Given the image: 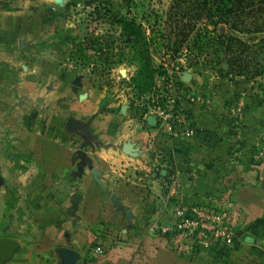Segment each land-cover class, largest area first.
Here are the masks:
<instances>
[{
  "label": "crops",
  "instance_id": "1",
  "mask_svg": "<svg viewBox=\"0 0 264 264\" xmlns=\"http://www.w3.org/2000/svg\"><path fill=\"white\" fill-rule=\"evenodd\" d=\"M2 1L18 3L0 9V237L18 244L3 264H65L62 248L76 253L70 264H264V101L244 94L238 139L215 99L185 108L193 136H169L73 66L57 3ZM226 185L242 225L223 254L189 260L149 231Z\"/></svg>",
  "mask_w": 264,
  "mask_h": 264
},
{
  "label": "rangeland",
  "instance_id": "2",
  "mask_svg": "<svg viewBox=\"0 0 264 264\" xmlns=\"http://www.w3.org/2000/svg\"><path fill=\"white\" fill-rule=\"evenodd\" d=\"M51 1L59 5L55 12L56 16L67 20V24H69L65 25L64 31L56 30V33L58 36L69 39L67 50L73 66L83 67L92 83L103 85L105 83L107 89H113V92H115L114 85L116 87L118 83L124 81L126 87H130L127 91L125 90V96H128L127 101L134 108H138L140 103L148 100L151 92L160 94L165 100L173 99L175 105L181 101L184 110L191 104L212 108L211 100L215 99L223 102L226 106L229 122L234 128V132H243L244 96L256 97L254 92L257 91L259 98L264 101V89L261 91L253 89L252 91L248 83L242 79L247 83L243 93L241 89H238L239 78H225L206 64V55L210 52V48L206 45L209 33L204 32V29L212 30L213 28L207 18H203L201 22L194 25L192 33H190L193 39L189 40L188 45L184 41L177 50H175V46H167V42L163 38L156 37L152 41L148 47V55L154 74L147 91L137 90L131 79L138 69L139 63L137 60L131 59V44L128 41L129 38L122 31L121 24L124 21H134L140 27L143 37L145 36L147 40L151 41L155 31L161 30L167 33L173 27L174 24L166 21L168 14L173 12L171 9L172 0ZM17 5L16 1L8 3L10 8ZM181 23L187 24L184 21ZM184 28L186 31L188 27ZM198 29L200 33H197ZM216 32L218 34L226 33V25L218 24ZM237 35L247 41L255 39L252 35ZM197 40H199L198 43ZM171 70H175V72ZM185 73L191 74L188 81L183 79ZM94 77L96 79H93ZM170 79L178 85L176 89L173 88L174 82H171ZM261 84L264 86V81ZM119 88L121 89V86ZM119 91L116 87L117 94ZM237 102H242L243 112L242 118L235 120L232 106ZM5 224L11 225L14 222L7 218ZM7 235L17 237L14 233Z\"/></svg>",
  "mask_w": 264,
  "mask_h": 264
},
{
  "label": "trees",
  "instance_id": "3",
  "mask_svg": "<svg viewBox=\"0 0 264 264\" xmlns=\"http://www.w3.org/2000/svg\"><path fill=\"white\" fill-rule=\"evenodd\" d=\"M0 9L11 8L8 2L0 0ZM171 9L173 12L168 14L166 21L174 24L173 27L167 33L155 31L149 42L134 21L121 24L131 44V59L139 63L131 79L138 91H147L154 74L148 55L152 41L156 37L163 38L167 46H175L177 50L184 41L188 45L189 40L193 39L190 36L192 28L203 18H207L213 27L212 30L204 29L209 33L206 42L210 48L206 55L209 68L225 78L244 79L252 91L264 89L261 84L264 81V0H172ZM182 21L187 24L183 25ZM218 24H225L227 32L218 34ZM184 27H188L186 31ZM197 33H200L199 29ZM237 34L252 35L255 39L247 41ZM254 94L259 97L257 91Z\"/></svg>",
  "mask_w": 264,
  "mask_h": 264
},
{
  "label": "built area",
  "instance_id": "4",
  "mask_svg": "<svg viewBox=\"0 0 264 264\" xmlns=\"http://www.w3.org/2000/svg\"><path fill=\"white\" fill-rule=\"evenodd\" d=\"M170 81L174 82L172 79ZM123 82L118 83L116 87L125 94V90L130 87H126ZM177 87L174 82L173 88ZM138 109L144 116H154L160 128L169 136L189 138L194 134L191 118L181 101L175 105L173 99L165 100L160 94L151 92L149 99L140 103ZM232 112L235 120L242 118V102L233 105ZM241 133L236 132L237 139ZM257 157L263 158V152H258ZM143 171L149 173L150 169L143 168ZM235 195V187L226 185L206 194L195 204L185 205L179 202L173 209V225H151L149 231L155 234L168 233L172 250L189 260H195L201 252L213 251L219 255L223 254L240 240L242 215L235 207ZM94 252L102 253L103 249L96 246Z\"/></svg>",
  "mask_w": 264,
  "mask_h": 264
},
{
  "label": "water",
  "instance_id": "5",
  "mask_svg": "<svg viewBox=\"0 0 264 264\" xmlns=\"http://www.w3.org/2000/svg\"><path fill=\"white\" fill-rule=\"evenodd\" d=\"M57 1V0H55ZM191 77V74L185 73L183 75V79L188 81ZM71 123L70 120H68L69 125ZM129 144L125 145V150L129 151ZM18 244L14 239H10L7 237H0V264H3L5 261L11 258L14 251L17 249ZM60 254L65 262V264H70L76 257V253L69 249V248H62L60 251Z\"/></svg>",
  "mask_w": 264,
  "mask_h": 264
}]
</instances>
